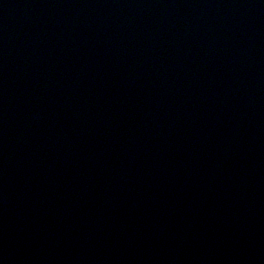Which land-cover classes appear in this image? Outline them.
Segmentation results:
<instances>
[{
    "label": "water",
    "instance_id": "water-1",
    "mask_svg": "<svg viewBox=\"0 0 264 264\" xmlns=\"http://www.w3.org/2000/svg\"><path fill=\"white\" fill-rule=\"evenodd\" d=\"M187 258L264 264V0H0V264Z\"/></svg>",
    "mask_w": 264,
    "mask_h": 264
}]
</instances>
